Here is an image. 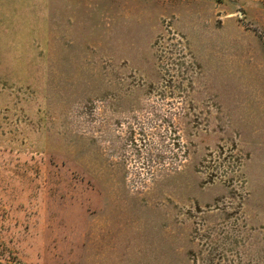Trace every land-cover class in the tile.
I'll use <instances>...</instances> for the list:
<instances>
[{
    "label": "rangeland",
    "instance_id": "obj_1",
    "mask_svg": "<svg viewBox=\"0 0 264 264\" xmlns=\"http://www.w3.org/2000/svg\"><path fill=\"white\" fill-rule=\"evenodd\" d=\"M0 264H264V0H0Z\"/></svg>",
    "mask_w": 264,
    "mask_h": 264
}]
</instances>
